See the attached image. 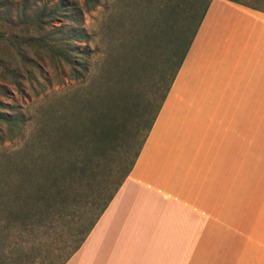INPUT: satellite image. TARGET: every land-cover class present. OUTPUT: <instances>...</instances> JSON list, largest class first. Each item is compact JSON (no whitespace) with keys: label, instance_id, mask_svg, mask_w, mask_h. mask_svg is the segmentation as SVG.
<instances>
[{"label":"crops","instance_id":"crops-1","mask_svg":"<svg viewBox=\"0 0 264 264\" xmlns=\"http://www.w3.org/2000/svg\"><path fill=\"white\" fill-rule=\"evenodd\" d=\"M64 264H264L263 11L210 0L133 168Z\"/></svg>","mask_w":264,"mask_h":264},{"label":"trees","instance_id":"trees-1","mask_svg":"<svg viewBox=\"0 0 264 264\" xmlns=\"http://www.w3.org/2000/svg\"><path fill=\"white\" fill-rule=\"evenodd\" d=\"M142 1L140 17L145 22H151L153 17L155 21L162 20L164 12L173 9L166 6L167 0L157 2L156 6L152 0ZM230 1L264 12L260 0ZM100 2L83 0L82 8L90 10ZM209 3L210 0H187L185 7L172 17L173 30L168 34L165 30L168 43L159 80L164 79L168 69L171 73L157 103L153 104L151 97L135 115L128 114L129 99L133 96L131 81L137 76L136 66L140 61L138 53L152 42L151 26L142 29L143 35H133L136 45L128 53V62L101 68L93 81L90 96L95 93L103 98L106 88L102 79L107 76L111 88L108 98L114 108L111 112L98 113L97 120L90 122L82 114L81 106L72 105L75 122L60 121L54 96L47 110L55 111L50 117L54 134L42 146L43 150L30 153L25 140L16 150L4 152L0 158V264H64L81 246L133 168ZM170 25L171 22L166 24ZM68 37L84 43L83 46L75 44L82 47L78 50L81 55L91 53L86 45L91 36L84 27L71 28ZM69 47L62 52L61 59L73 67L78 58L72 56ZM124 64L126 69L122 67ZM153 90L156 92L158 87ZM149 107H154V111L150 112ZM3 120L8 121L0 116V121ZM30 139L33 143L42 142L39 131Z\"/></svg>","mask_w":264,"mask_h":264},{"label":"rangeland","instance_id":"rangeland-1","mask_svg":"<svg viewBox=\"0 0 264 264\" xmlns=\"http://www.w3.org/2000/svg\"><path fill=\"white\" fill-rule=\"evenodd\" d=\"M141 2L101 0L100 5L84 10L83 0H0V116L8 120L0 121V158L4 152L19 148L25 140L30 153L43 150L42 146L54 134L50 117L55 111H47L54 96L60 121L75 122L72 105L81 106L82 114L90 122L97 120L98 113L111 112L114 108L108 98L111 88L107 76L102 79L106 88L103 98L95 93L90 96L93 81L101 68L128 62V53L132 45H136L132 37L136 33L143 35V28L153 27V39L142 53H138L140 61L135 65L138 73L131 81L133 96L129 99L134 106L129 104L128 114L135 115L151 97H156L151 100L153 104L157 103L171 73L168 69L164 79L159 80L164 68L167 34L174 28L172 17L185 7L187 0H167L166 6L172 7V11H165L162 20L157 18L155 21L153 17L151 22L141 19ZM157 2L161 0L151 1L153 6ZM260 4L264 6V0H260ZM159 7L162 8V4ZM168 22H171L170 27L166 26ZM81 26L91 36L86 45L92 51L87 56L78 52L82 47L75 46L84 43L67 39L71 28ZM68 47L72 49V56L78 58L74 65L77 71L61 59L62 52ZM155 87H158L156 92ZM85 96L88 98L82 99ZM249 108L243 106L244 112H249ZM153 109L148 108L150 112ZM246 124L249 122H243V127L249 128ZM37 131L41 143H33L30 139Z\"/></svg>","mask_w":264,"mask_h":264}]
</instances>
